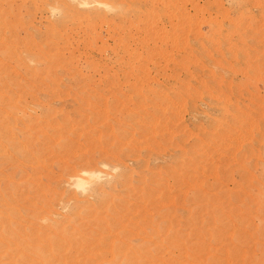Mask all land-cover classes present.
I'll list each match as a JSON object with an SVG mask.
<instances>
[{"label": "rangeland", "instance_id": "374dc122", "mask_svg": "<svg viewBox=\"0 0 264 264\" xmlns=\"http://www.w3.org/2000/svg\"><path fill=\"white\" fill-rule=\"evenodd\" d=\"M0 264H264V0H0Z\"/></svg>", "mask_w": 264, "mask_h": 264}, {"label": "bare ground", "instance_id": "6f19581e", "mask_svg": "<svg viewBox=\"0 0 264 264\" xmlns=\"http://www.w3.org/2000/svg\"><path fill=\"white\" fill-rule=\"evenodd\" d=\"M91 173H92V172H89V177H90V174H91ZM86 174H87V172H86ZM87 175H88V174H87ZM93 175H94V173H93ZM80 177H81V176H80ZM80 177H79V178L76 177L77 180H78L76 186H77L78 188H84V185H85L84 183H85V180H86V179L84 178L85 180H83V178L81 177V178H82V179H81ZM83 177H85V175H84ZM89 177H88V178H89ZM94 177H95V176H94ZM86 178H87V177H86ZM92 178H93V177H92ZM89 179H90V178H89ZM84 190H86V189L84 188ZM82 191H83V190H82Z\"/></svg>", "mask_w": 264, "mask_h": 264}]
</instances>
